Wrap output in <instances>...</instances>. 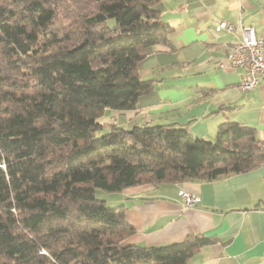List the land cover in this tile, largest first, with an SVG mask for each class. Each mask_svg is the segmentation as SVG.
Listing matches in <instances>:
<instances>
[{"label":"trees","instance_id":"16d2710c","mask_svg":"<svg viewBox=\"0 0 264 264\" xmlns=\"http://www.w3.org/2000/svg\"><path fill=\"white\" fill-rule=\"evenodd\" d=\"M159 2L0 0V264H188L211 238L131 244L126 206L96 190L211 182L264 164L256 129L236 122L216 141L176 124L93 136L106 110H135L155 88L139 65L169 42Z\"/></svg>","mask_w":264,"mask_h":264},{"label":"crops","instance_id":"0c3cea01","mask_svg":"<svg viewBox=\"0 0 264 264\" xmlns=\"http://www.w3.org/2000/svg\"><path fill=\"white\" fill-rule=\"evenodd\" d=\"M156 9L172 28L169 42L148 48L139 65L141 78L155 88L114 124H176L195 138L216 141L222 123L236 122L254 127L264 150V83L242 91L246 69L226 62L242 39L240 26L253 27L264 39V0H160ZM221 22L236 31L221 29ZM180 191L201 200L184 208ZM117 194L135 229L131 244L161 246L201 235L213 243L188 264H264V164L211 182L163 183Z\"/></svg>","mask_w":264,"mask_h":264},{"label":"built area","instance_id":"2783aa9c","mask_svg":"<svg viewBox=\"0 0 264 264\" xmlns=\"http://www.w3.org/2000/svg\"><path fill=\"white\" fill-rule=\"evenodd\" d=\"M220 28L233 32L237 27L228 22H221ZM242 39L227 53L226 62L232 68H245L246 73L240 82V89L244 92L252 91L260 83H264V39L258 37L254 28L240 26ZM184 199V208L200 202V198L180 191Z\"/></svg>","mask_w":264,"mask_h":264},{"label":"rangeland","instance_id":"374dc122","mask_svg":"<svg viewBox=\"0 0 264 264\" xmlns=\"http://www.w3.org/2000/svg\"><path fill=\"white\" fill-rule=\"evenodd\" d=\"M233 32H235V31H233ZM120 113H122V111L108 109L107 113L104 114L99 119V122H101L103 124L102 130L94 131L93 136L94 137H100L102 135L109 133L111 131L110 125L114 124L118 120L121 121V114ZM120 127H122V126H120ZM124 129L131 130V127H124ZM96 197L98 199L105 200L107 203V206H109L110 208H114V207L119 206V204L117 202H119V201L121 202V200H120L121 197L119 196V194L108 193V192L102 191L100 189L96 190ZM120 205H122V204H120Z\"/></svg>","mask_w":264,"mask_h":264}]
</instances>
